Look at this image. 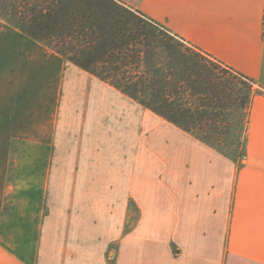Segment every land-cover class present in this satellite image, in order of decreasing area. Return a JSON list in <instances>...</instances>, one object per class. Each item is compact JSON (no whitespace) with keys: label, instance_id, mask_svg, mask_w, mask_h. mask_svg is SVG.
Here are the masks:
<instances>
[{"label":"crops","instance_id":"crops-1","mask_svg":"<svg viewBox=\"0 0 264 264\" xmlns=\"http://www.w3.org/2000/svg\"><path fill=\"white\" fill-rule=\"evenodd\" d=\"M121 1L264 91V0ZM244 154L39 42L0 43V250L14 264H264L262 95Z\"/></svg>","mask_w":264,"mask_h":264},{"label":"trees","instance_id":"trees-1","mask_svg":"<svg viewBox=\"0 0 264 264\" xmlns=\"http://www.w3.org/2000/svg\"><path fill=\"white\" fill-rule=\"evenodd\" d=\"M0 20L221 153L244 147L252 80L139 9L121 0H0Z\"/></svg>","mask_w":264,"mask_h":264},{"label":"rangeland","instance_id":"rangeland-1","mask_svg":"<svg viewBox=\"0 0 264 264\" xmlns=\"http://www.w3.org/2000/svg\"><path fill=\"white\" fill-rule=\"evenodd\" d=\"M12 41L17 42V41H34V40L30 39L29 37L15 30L13 27L4 24L0 20V43L12 42ZM259 81L261 82L260 84L262 85L264 89V73H263L262 79H260ZM260 95L264 96V91L262 90V88L258 86L253 87V97L260 96ZM248 117H249V112L247 113V120H248ZM244 135H245V140L243 139ZM242 141H244V146H246V132L242 136ZM234 144H235L234 145L235 147L238 146L237 142H235ZM222 150L228 155H230V157L238 161L240 166L244 164V156L246 154V147H245V154H244V147L239 148L236 152L232 148H223ZM237 154L241 156L238 157ZM243 154L244 156H242ZM113 204L115 206L116 203H113ZM134 217H135V211L132 205L130 204V219H129L128 226L132 224V222L134 221ZM0 264H14V263L11 262L9 258L0 250Z\"/></svg>","mask_w":264,"mask_h":264}]
</instances>
